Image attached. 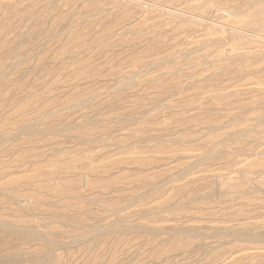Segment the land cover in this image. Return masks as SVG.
I'll list each match as a JSON object with an SVG mask.
<instances>
[{"label": "rangeland", "instance_id": "rangeland-1", "mask_svg": "<svg viewBox=\"0 0 264 264\" xmlns=\"http://www.w3.org/2000/svg\"><path fill=\"white\" fill-rule=\"evenodd\" d=\"M0 264H264V0H0Z\"/></svg>", "mask_w": 264, "mask_h": 264}, {"label": "bare ground", "instance_id": "bare-ground-1", "mask_svg": "<svg viewBox=\"0 0 264 264\" xmlns=\"http://www.w3.org/2000/svg\"><path fill=\"white\" fill-rule=\"evenodd\" d=\"M158 13V12H157ZM170 16V15H169ZM194 22V21H193ZM231 34V33H230Z\"/></svg>", "mask_w": 264, "mask_h": 264}]
</instances>
